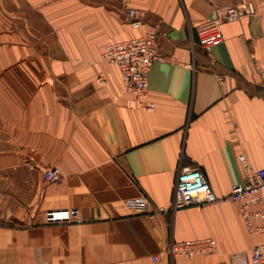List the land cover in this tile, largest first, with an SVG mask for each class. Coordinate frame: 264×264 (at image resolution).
Returning <instances> with one entry per match:
<instances>
[{
    "label": "crops",
    "instance_id": "obj_1",
    "mask_svg": "<svg viewBox=\"0 0 264 264\" xmlns=\"http://www.w3.org/2000/svg\"><path fill=\"white\" fill-rule=\"evenodd\" d=\"M252 1L256 14L223 25L224 41L206 53L196 28L215 17L210 0H129L167 34L157 47L174 60L153 64L148 110L102 58L107 45L143 34L120 0H0V217L15 219L0 223V264H228L264 243L231 202L154 220L124 205L144 196L169 208L186 167H200L218 197L243 181L238 156L264 168L254 68L264 69V0ZM49 168L57 183L44 181ZM70 208L80 224H44L45 212ZM206 238L216 253H165Z\"/></svg>",
    "mask_w": 264,
    "mask_h": 264
},
{
    "label": "built area",
    "instance_id": "obj_2",
    "mask_svg": "<svg viewBox=\"0 0 264 264\" xmlns=\"http://www.w3.org/2000/svg\"><path fill=\"white\" fill-rule=\"evenodd\" d=\"M120 2L126 10L132 29H143V34L130 40L107 45L103 50L102 58L118 68L124 91L134 97L137 105L152 110L153 104L144 103L151 68L156 62L174 61L162 54L157 47V39L166 37L167 34L157 25L146 21L144 10L127 7L129 0H120ZM210 2L215 17L196 28L197 45L206 53L224 41L223 25L236 23L242 18L256 14L252 0H210ZM250 59L254 60L252 54ZM186 67L191 68V66ZM254 68L259 75L258 86L264 94V69L256 65ZM98 81L102 82V78L99 77ZM238 161L242 168L243 181L233 185L227 196H216L203 170L198 166H191L178 171L169 208H153L144 196L125 200L124 205L134 215L154 220L164 214L174 213L192 205L206 207L231 202L236 205L245 229L251 234L264 236V168L259 170L251 168L243 155L238 156ZM60 178L61 174L57 168L46 169L43 173V179L47 183H57ZM254 220H259L261 225L254 224ZM80 223V213L76 208L51 210L44 214L45 225ZM216 250V241L206 238L172 242L165 253L171 259L192 260L198 256L212 255L216 253ZM152 261L157 262L158 256H153ZM228 264H264V243L256 245L248 253L230 254Z\"/></svg>",
    "mask_w": 264,
    "mask_h": 264
},
{
    "label": "rangeland",
    "instance_id": "obj_3",
    "mask_svg": "<svg viewBox=\"0 0 264 264\" xmlns=\"http://www.w3.org/2000/svg\"><path fill=\"white\" fill-rule=\"evenodd\" d=\"M33 156L35 157V153L33 154ZM14 220H15L14 218H10V217H0V223L2 224H5L9 221H14Z\"/></svg>",
    "mask_w": 264,
    "mask_h": 264
}]
</instances>
